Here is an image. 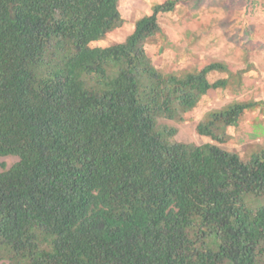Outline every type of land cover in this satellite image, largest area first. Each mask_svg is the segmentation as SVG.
Returning <instances> with one entry per match:
<instances>
[{
	"label": "trees",
	"instance_id": "obj_1",
	"mask_svg": "<svg viewBox=\"0 0 264 264\" xmlns=\"http://www.w3.org/2000/svg\"><path fill=\"white\" fill-rule=\"evenodd\" d=\"M119 0H0V263L264 264V147L220 144L264 100L233 101L175 140L210 90H240L222 61L165 73L144 44L151 6L122 42ZM210 74L224 77L210 81Z\"/></svg>",
	"mask_w": 264,
	"mask_h": 264
},
{
	"label": "rangeland",
	"instance_id": "obj_2",
	"mask_svg": "<svg viewBox=\"0 0 264 264\" xmlns=\"http://www.w3.org/2000/svg\"><path fill=\"white\" fill-rule=\"evenodd\" d=\"M162 1L119 0L121 26L91 46L106 47L124 41L135 21L150 14L151 6ZM158 23L162 33L147 41L144 49L159 70L179 72L200 68L209 61L245 69L240 90H210L181 122L161 120L177 129L176 141L197 145L212 142L195 131L208 111L233 101L264 100V0H178L172 12L158 16ZM220 77L224 75L208 76L211 82ZM227 133L228 140L219 146L240 156L264 147V110L246 112ZM16 161L13 156L0 158V171Z\"/></svg>",
	"mask_w": 264,
	"mask_h": 264
}]
</instances>
